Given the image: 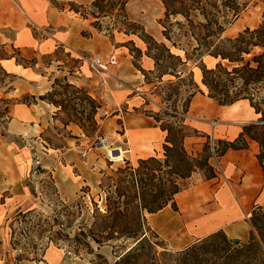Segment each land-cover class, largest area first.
Listing matches in <instances>:
<instances>
[{"label": "trees", "instance_id": "1", "mask_svg": "<svg viewBox=\"0 0 264 264\" xmlns=\"http://www.w3.org/2000/svg\"><path fill=\"white\" fill-rule=\"evenodd\" d=\"M130 0H93L88 9L89 13H81L79 7L69 4V11L80 15L83 19L91 17V27L99 30V21L108 16L125 18V7ZM164 9V19L160 22L163 42L151 41L152 48L143 39L146 46L145 56L154 63V69L158 72L156 77L158 82L168 73L158 71L161 68L160 59L153 54V50H160L164 60L175 63V69H181L187 62H194L201 73V86L206 90L205 96L218 106H232L239 102H245L253 111L256 119L241 126V132L231 142L217 140V146L213 143L212 148L216 156L221 158L228 150H246L249 142H254L259 148L257 160L262 170L264 159V12L262 23L255 29H244L234 38L225 37V32L232 26L240 15L247 9L249 0H158ZM51 5L57 8L54 2ZM63 10L61 8H57ZM174 20V21H172ZM87 36V34H83ZM168 44V46H167ZM170 48L182 52L184 61L179 55L173 54ZM140 54V51H138ZM67 58H70L66 54ZM83 57V56H82ZM132 57V56H131ZM211 58L215 61L212 67H207L203 63V58ZM133 58V57H132ZM141 58V57H140ZM10 59H13L10 57ZM134 59V58H133ZM76 67L69 71L71 76L79 71L82 60L71 59ZM15 64L22 67H34L35 60L25 61L18 56ZM50 64V63H46ZM133 64V63H132ZM135 67V65L133 64ZM144 77L145 84H152L147 76L152 71L144 72L139 70ZM12 84L16 77L3 72ZM172 75V74H169ZM182 71H175L174 78L180 83ZM188 80L191 81L193 93L191 98L200 93L199 86L192 80V72H189ZM9 86L8 89H10ZM190 98V99H191ZM37 100L54 106L57 109L54 117L64 115L65 122H61L65 128L69 124L77 126L87 138L94 136L101 137L100 125L96 121V115L101 109V103L90 93L77 88L69 83L66 77L61 80L54 79L51 91L43 96L35 98L25 96L21 103L24 105L35 104ZM190 103V101H189ZM187 113V109L186 112ZM156 123L161 119L157 115H146ZM180 123L183 120L180 119ZM177 133L179 138L174 144L170 140L172 128H161L167 133L163 149V160L147 158L139 160L135 167H130L128 163L122 169H118L111 177L106 178L107 184L100 185V189L105 192L104 211L97 208L96 203L92 204V222L87 226L77 225L73 234V243L76 252L83 249L86 254H95L98 259L102 257L97 254L100 248L112 246L118 241H132L134 246L126 253H120L119 260L114 264H123L125 259L134 255L144 245H147V233L151 231L147 226L144 213L155 214L170 206L176 210L174 196L183 189H179L178 181L187 179L197 170L206 169L208 176L204 180L215 178L216 171L210 164L212 156L206 155L200 158V162L190 158L183 148L185 135L178 124ZM46 144H49L46 141ZM205 149L208 146L205 145ZM36 173L46 174L38 166ZM48 185L44 197L50 207L51 216L47 223V244L56 245L58 241L67 240V235L53 232L55 227L70 225L72 222L62 223L59 217L64 212L68 216L74 217L69 212L68 207L60 200L54 181L51 175L47 174ZM36 198V193L32 194ZM59 209V210H57ZM29 213L19 212L15 217L6 220V225L10 226L18 221L26 223ZM60 215V216H59ZM251 232L246 244L240 247H232L231 242L221 233L211 234L200 242L194 244L178 256L182 257L179 264H264V205L256 207L249 219ZM152 232V231H151ZM221 240V248H216V241ZM17 242H12L10 248L14 250ZM210 248V249H209ZM19 257L17 261H19ZM35 260V259H33Z\"/></svg>", "mask_w": 264, "mask_h": 264}, {"label": "rangeland", "instance_id": "2", "mask_svg": "<svg viewBox=\"0 0 264 264\" xmlns=\"http://www.w3.org/2000/svg\"><path fill=\"white\" fill-rule=\"evenodd\" d=\"M54 2L57 8L69 11V4L74 7L81 6L80 12L89 13L88 7L93 0H48ZM264 12V0H249L247 9L239 17V29H255L262 23V15ZM125 18H116L113 16L104 17L99 21V31L101 35L107 37L115 43L122 41L125 47V53H129L132 58V63L135 65V75H142L139 71L140 57L142 52L140 48L146 52V46L142 42H148L151 45V39L157 43L163 42L161 35L162 27L160 22L164 19V9L158 0H130L125 7ZM91 22L93 19L88 17ZM174 21V20H172ZM239 33V32H238ZM237 33V34H238ZM34 34L38 36L37 31ZM226 34V33H225ZM224 34V35H225ZM228 38H233V34H226ZM40 37H46V34L39 33ZM12 38V35H9ZM226 37V36H225ZM121 44V45H122ZM115 45V44H114ZM168 46V44H167ZM172 50V48H170ZM140 51V54L138 53ZM66 54L72 58H67ZM118 53L114 57L116 63L118 62ZM153 54L160 59L159 64L161 68L158 71L166 72L158 82L156 69H153L150 75L147 76L148 80L152 82L149 84L147 98L145 101L146 108H141L137 113L140 118L147 120L146 115H157L161 121L156 123L152 118L148 120L156 128L155 135H148L143 140L137 142H127V135L123 130V122L120 121V128L118 127L114 132L108 126L109 120L114 122L113 108L101 97L103 94L107 99L109 96V89L105 83L108 80L116 77L114 67L106 69L104 75L94 73L88 66L87 60L92 56L88 55H72L68 50L57 49L54 53L48 55H38L34 58L36 61V73L49 74L43 66L49 61H56L59 66H62V72L56 75L57 80H61L63 76L67 77L70 83H73L77 88H83L93 95L102 105L101 109L96 115V121L100 125L101 137L94 136L87 138L80 132L74 125L69 124L68 128H61V122H65L66 117L60 115L57 117L59 127L55 131L46 132L43 139H46L49 144L42 142V147L37 142V148L33 152L32 162L28 165V183L31 189L36 193V198H30L28 208L24 209L23 213H29L26 223L18 221L13 223L9 229L6 225V220L15 217L16 211L11 212L10 215L4 220L0 229V263L2 264H114L119 260L120 253H126L133 246L132 241H118L112 246H104V248L97 254L102 258L98 259L95 254H86L83 249L76 252L75 244L73 241V234L76 232V227L79 224L89 225L92 222V204L93 200L97 208L102 212L104 211L105 192L100 189V185L107 184L106 178L111 177L118 169L126 166L135 167L139 160L147 158H155L163 160V149L167 133L162 132L161 128H172L170 140L177 143L179 138L178 124L182 128V134L185 135L183 140V148L190 158L200 162V158L206 155H211V147L217 141V132L213 130L211 123L217 125L226 124L229 122L240 120L243 105L238 104L228 110L226 115L220 116L215 111L210 110L202 115L192 114L189 110V101L193 93L191 81L188 80L189 72H192V80L195 82L200 90L206 94V90L201 86V73L199 68L194 62H187L186 66L181 69H175V63L170 60H164L160 50H153ZM174 54V53H173ZM181 58L184 61L185 57L181 52ZM83 56V57H82ZM12 57L18 59V52L15 47L0 48V59ZM107 58V57H106ZM71 59L82 60L78 72H74L69 76V71H73L76 67ZM203 63L209 68L215 64L211 58L204 57ZM57 64L54 62V67ZM117 65V64H116ZM4 62L0 65V86L1 89L9 88L10 80L4 75ZM175 71H182L181 83L174 78ZM56 72V71H54ZM53 72V75L56 73ZM200 77H197V73ZM21 73V72H20ZM172 74V75H169ZM23 75H25L23 73ZM38 75V74H37ZM111 75V78H110ZM143 76V75H142ZM103 78V79H102ZM50 79V77H49ZM144 81V77H143ZM128 85L130 83H127ZM195 95H201L195 92ZM22 100V99H21ZM4 105L0 103V116L3 114ZM187 109V113L186 112ZM116 114L123 117L124 114L133 115V112L126 109L125 106L119 108ZM125 117V116H124ZM126 118V117H125ZM180 119L183 123H180ZM209 122V124H206ZM113 124V123H112ZM209 125V126H208ZM3 126V120H0V128ZM103 127V129H102ZM18 142V140H15ZM105 141L107 143L106 150H101L98 145ZM65 142H68L67 145ZM136 143V144H134ZM34 143H31L33 145ZM65 145V149H63ZM205 145L208 149H205ZM217 146V144L215 143ZM152 148L147 150L146 148ZM55 148L63 149L61 153L67 154V159H64L59 153H53L50 150ZM220 150L221 146H217ZM37 149V150H36ZM126 151L123 162L116 166L112 162V157L118 154V150ZM46 150L48 152H46ZM70 151L68 154L67 151ZM44 154H49V158H56L54 164H43V160H47ZM49 165V166H48ZM41 166L46 174L36 173V168ZM215 170V169H214ZM47 174L51 175L54 186L60 197V200L68 207V211L74 214V217L68 216L67 212L62 213L59 220L64 224L72 222L70 225L64 224L63 227H55L53 232H59L64 229L62 233L67 235V240L58 241L56 245L47 244V233L43 230L47 229V223L51 224L49 220L51 213L50 207L44 197L46 187L48 185ZM208 176L206 169L197 170L187 179L178 181L179 189H186L197 181L206 179ZM95 181V182H94ZM96 183L90 187V183ZM264 205V204H263ZM262 205V206H263ZM59 210V209H57ZM145 220L148 215L144 213ZM251 218V215L248 219ZM153 231L147 233V245H144L134 255L125 259L123 264H179L182 260L181 256L177 253L184 251L188 247L197 244L201 240L196 241L192 245L182 250H172L168 244L161 241ZM203 240V239H202ZM12 242H17L18 245L14 246V250L10 248ZM231 242V241H230ZM247 243V242H246ZM246 243H239L232 247H240ZM221 240L216 241L215 247L221 248ZM5 248V249H4ZM210 249V248H209ZM21 257L19 261L16 260ZM35 259V260H33Z\"/></svg>", "mask_w": 264, "mask_h": 264}, {"label": "crops", "instance_id": "3", "mask_svg": "<svg viewBox=\"0 0 264 264\" xmlns=\"http://www.w3.org/2000/svg\"><path fill=\"white\" fill-rule=\"evenodd\" d=\"M34 30L38 36L34 34ZM39 33L47 36L40 37ZM7 44L15 47L18 56L25 61H31L41 54L49 56L57 49L68 50L76 56L84 54L102 58L118 53L117 65L113 66L116 77L111 78L110 75L111 79L105 83L109 96L106 99L101 95L114 111L112 119L115 120H109L108 126L114 132L120 128L122 121L129 144L141 141L148 135H155L156 128L148 121L149 117H144L147 120H143L137 113L139 109L146 108L149 85L145 84L142 75H135L132 57L125 53L122 41L112 43L91 27L89 19H83L72 11L57 9L48 0H0V48H6ZM140 51L141 69L144 72L152 71L153 61L145 56L141 48ZM56 61H49L50 64L43 66L49 73L45 74L36 73L37 64L29 68L16 65L10 57L0 59V65L3 62L12 63L19 71L6 72L16 77L10 89L2 90L0 86V103L4 105L0 116V120H3L0 128V229L11 212L16 211L17 214L28 208V202L34 193L28 183V165L32 162V151L35 150L33 146L37 148L39 141L42 147V142L46 144L47 141L43 139V135L59 127L54 117L57 112L54 106L39 100L30 105L21 103L25 96L38 98L51 91L56 75L62 72V66ZM54 62L57 64L55 67ZM53 72L56 74L53 75ZM205 98L207 97L194 95L190 99L189 110L192 114L202 115L213 110L219 115L220 109L225 107L224 116L233 106L213 108ZM194 103L198 105L193 109ZM122 106L132 111L133 115L124 114L122 118L119 117L116 112ZM243 107L240 120L218 125L217 140L233 141L241 132L243 124L256 119L249 107ZM61 128L66 129L68 126ZM65 143L67 145L68 142ZM63 149L55 148L50 151L67 159V154L60 152ZM67 152L70 154L69 150ZM258 153L259 148L254 142H249L246 150L226 151L218 159L219 172L216 171L215 178L197 181L176 194V210L166 206L159 212L148 215L146 222L149 229L172 250L177 251L217 232H221L231 242L237 240L239 243H246L251 232L248 217L256 207L264 204V171L258 163ZM44 156L47 160H43V164H55L58 157L48 159L49 154ZM210 164L213 166L211 160ZM262 164L264 166V159ZM94 182L90 183V187L96 184ZM183 195L189 200L186 215L180 211L176 201V197Z\"/></svg>", "mask_w": 264, "mask_h": 264}, {"label": "bare ground", "instance_id": "4", "mask_svg": "<svg viewBox=\"0 0 264 264\" xmlns=\"http://www.w3.org/2000/svg\"><path fill=\"white\" fill-rule=\"evenodd\" d=\"M238 22H239V18L235 21V23H234L232 26L229 27V29H228L225 33H226V34H233V38H234V37L237 35V34H236V30L239 29L238 26H240ZM226 34H225L224 36L227 37ZM171 52L174 53V54H176V55H179V56L182 55L181 52H178V51H176L175 49H172ZM4 67H5L4 69L6 70V72H9V73L19 72V71H18V68H17L16 66H14L12 63H4ZM197 77H198V78L200 77V73H199V72L197 73ZM204 100L207 102V104L211 103V106H212L213 108H220L217 104H215V103H214L212 100H210L209 98H205ZM238 104L243 105V106H245V107H248V105H247L245 102H239V103L233 105L232 107L237 106ZM197 105H198V104H197ZM197 105H196V103H194L192 108L194 109ZM203 107H206V106H203ZM224 112H225V107H223V108L220 109V113H219V115L222 116V115L224 114ZM206 124H209V122H206ZM208 126H209V125H208ZM217 129H218V125H217V123H215V125H214V127H213V130H217ZM79 131H80V130H79ZM98 147H99L101 150H106V151L109 152V149L107 148V143H102V144L98 145ZM146 149H147V150H151L152 148L149 147V148H146ZM116 150H118V154H117L116 156L112 157V162H113L116 166H118L120 163L123 162V159L125 158V155H126L127 152L124 151V150H121V149H116ZM51 152H52V151H51ZM176 201H177V204H178V206H179V208H180V211H181L184 215H186L187 212H188V207H187V205H188L189 200L187 201L186 196L183 195V196L176 197ZM191 217H192V216H191Z\"/></svg>", "mask_w": 264, "mask_h": 264}, {"label": "built area", "instance_id": "5", "mask_svg": "<svg viewBox=\"0 0 264 264\" xmlns=\"http://www.w3.org/2000/svg\"><path fill=\"white\" fill-rule=\"evenodd\" d=\"M116 65V61L114 57L110 56L107 58H102L100 56H92L90 59L87 60V66L96 74L104 75L106 69L113 67ZM214 126V123H211ZM211 161L213 162V168L215 171L219 172V164H218V157L216 156L213 148L211 147Z\"/></svg>", "mask_w": 264, "mask_h": 264}, {"label": "water", "instance_id": "6", "mask_svg": "<svg viewBox=\"0 0 264 264\" xmlns=\"http://www.w3.org/2000/svg\"><path fill=\"white\" fill-rule=\"evenodd\" d=\"M102 143H106L105 141H103V142H101V144ZM100 145V144H99ZM232 244L234 245V246H237L238 244H239V242L237 241V240H233L232 241Z\"/></svg>", "mask_w": 264, "mask_h": 264}]
</instances>
